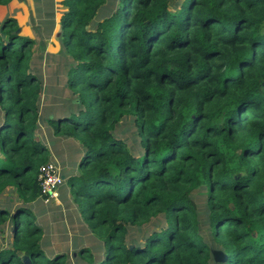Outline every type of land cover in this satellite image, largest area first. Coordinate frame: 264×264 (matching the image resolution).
Here are the masks:
<instances>
[{"label":"trees","instance_id":"1","mask_svg":"<svg viewBox=\"0 0 264 264\" xmlns=\"http://www.w3.org/2000/svg\"><path fill=\"white\" fill-rule=\"evenodd\" d=\"M62 5L66 87L78 107L50 124L80 143L65 184L101 242L97 258L89 248L76 257L217 264L216 250L220 264H264V0ZM18 29L13 18L0 27V195L14 190L22 202L0 205V264H65L67 254H45L30 206L50 154L36 138V41ZM126 119L132 131L118 137Z\"/></svg>","mask_w":264,"mask_h":264},{"label":"rangeland","instance_id":"2","mask_svg":"<svg viewBox=\"0 0 264 264\" xmlns=\"http://www.w3.org/2000/svg\"><path fill=\"white\" fill-rule=\"evenodd\" d=\"M16 34L22 36L19 29ZM60 34L54 39L47 35L48 40L35 42L34 46L31 47V69L41 76L43 82V90L38 101L40 128L37 131L36 138L45 147L50 148L52 152V154L49 152L50 161L55 163L60 173L65 174L68 179L71 175L76 174L77 163L81 157V146L76 139L55 135L54 128L50 124L51 120L75 112L78 107L77 95L66 87V71L72 62L63 50ZM131 131L132 122L126 119L121 121L116 134L118 137L123 135L129 137ZM194 199L199 208L202 209L203 198L194 194ZM20 203L22 202L14 190L6 191L0 195V205L12 207L13 205L19 206ZM30 206L36 216V223L42 228V249L46 255L67 254L68 260L65 264H85L76 257V251L81 248H89L96 258L100 255L101 242L90 231L81 213V208L74 201L65 181L59 190L57 203L45 204L39 197L35 198ZM154 220L143 225L141 228L143 230L139 234L134 231V238L140 239L142 235L148 234L154 227ZM1 229L0 246L4 243ZM218 252L213 251V260L215 263L220 264L221 262L217 256Z\"/></svg>","mask_w":264,"mask_h":264},{"label":"crops","instance_id":"3","mask_svg":"<svg viewBox=\"0 0 264 264\" xmlns=\"http://www.w3.org/2000/svg\"><path fill=\"white\" fill-rule=\"evenodd\" d=\"M63 1L64 0H11L9 4L5 6L0 5V27L5 20L13 18L16 20L19 31L22 32L23 37L38 42L41 40H48L46 37L53 30V28L51 29V23H54V30L51 36L49 35L51 39H54L60 34V21L66 10L62 5ZM27 32L30 36L26 34ZM39 128L40 126L37 131ZM48 151L52 154L50 148H48ZM53 158L55 159V157ZM61 175L65 181L67 179L66 175L63 173H61Z\"/></svg>","mask_w":264,"mask_h":264},{"label":"built area","instance_id":"4","mask_svg":"<svg viewBox=\"0 0 264 264\" xmlns=\"http://www.w3.org/2000/svg\"><path fill=\"white\" fill-rule=\"evenodd\" d=\"M40 198L45 204L57 203L59 189L64 183V178L59 168L52 162L40 166L38 171Z\"/></svg>","mask_w":264,"mask_h":264},{"label":"water","instance_id":"5","mask_svg":"<svg viewBox=\"0 0 264 264\" xmlns=\"http://www.w3.org/2000/svg\"><path fill=\"white\" fill-rule=\"evenodd\" d=\"M217 256H218V259H219L220 262L225 263V261H226V255H224L222 252H218L217 253Z\"/></svg>","mask_w":264,"mask_h":264},{"label":"clouds","instance_id":"6","mask_svg":"<svg viewBox=\"0 0 264 264\" xmlns=\"http://www.w3.org/2000/svg\"><path fill=\"white\" fill-rule=\"evenodd\" d=\"M61 188V187H60ZM60 190V189H59Z\"/></svg>","mask_w":264,"mask_h":264}]
</instances>
